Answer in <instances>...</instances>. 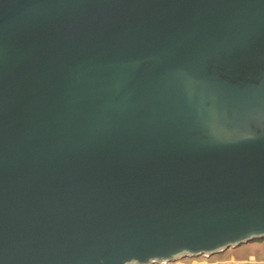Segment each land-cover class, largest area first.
Wrapping results in <instances>:
<instances>
[{
	"label": "water",
	"instance_id": "water-1",
	"mask_svg": "<svg viewBox=\"0 0 264 264\" xmlns=\"http://www.w3.org/2000/svg\"><path fill=\"white\" fill-rule=\"evenodd\" d=\"M262 238L264 0H0V264Z\"/></svg>",
	"mask_w": 264,
	"mask_h": 264
},
{
	"label": "rangeland",
	"instance_id": "rangeland-1",
	"mask_svg": "<svg viewBox=\"0 0 264 264\" xmlns=\"http://www.w3.org/2000/svg\"><path fill=\"white\" fill-rule=\"evenodd\" d=\"M264 262V238L209 256L184 257L164 264H258Z\"/></svg>",
	"mask_w": 264,
	"mask_h": 264
}]
</instances>
